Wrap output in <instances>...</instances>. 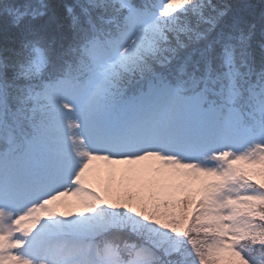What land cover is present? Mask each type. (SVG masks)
<instances>
[{
    "label": "snow or ice",
    "instance_id": "1",
    "mask_svg": "<svg viewBox=\"0 0 264 264\" xmlns=\"http://www.w3.org/2000/svg\"><path fill=\"white\" fill-rule=\"evenodd\" d=\"M0 264H264V0H0Z\"/></svg>",
    "mask_w": 264,
    "mask_h": 264
}]
</instances>
